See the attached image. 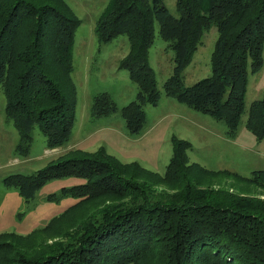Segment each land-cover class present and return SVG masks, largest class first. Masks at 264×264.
<instances>
[{"label":"trees","instance_id":"obj_1","mask_svg":"<svg viewBox=\"0 0 264 264\" xmlns=\"http://www.w3.org/2000/svg\"><path fill=\"white\" fill-rule=\"evenodd\" d=\"M175 5L178 16L163 0L107 1L94 33L101 42L126 35L129 50L118 65L127 69L137 92L120 107L108 91L97 92L90 114L119 110L128 132H141L143 105H155L161 97L148 59L157 24L173 50L164 93L223 120L232 137L246 111L248 72L264 62V0H175ZM80 22L67 0H0V84L5 116L18 131L17 153L28 154L34 125L47 147L69 139L77 104L72 49ZM211 24L217 28L211 74L185 84L182 71ZM245 126L257 141L264 138V90L251 101ZM171 142L163 175L136 160L122 162L102 146L94 152L69 148L34 173L4 175L3 183L17 188L25 201L49 179L78 176L83 181L60 187V195L77 200L44 225L26 235L1 232L0 264H264V198L202 187L198 180L204 174L229 175L264 187V169L243 175L194 165L186 155L191 142L174 135ZM137 171L159 179H136ZM158 182L172 193L157 189ZM118 196L128 199L110 203ZM4 243L12 246L10 253Z\"/></svg>","mask_w":264,"mask_h":264},{"label":"rangeland","instance_id":"obj_2","mask_svg":"<svg viewBox=\"0 0 264 264\" xmlns=\"http://www.w3.org/2000/svg\"><path fill=\"white\" fill-rule=\"evenodd\" d=\"M67 1L81 19V22L75 29L72 49L74 65L72 76L77 86V104L75 121L69 139L57 147H47L44 133L37 125H34L32 129L33 138L28 154L17 153L15 146L19 139L18 131L12 120L5 116V94L0 84V233L11 231L26 235L32 229L44 225L50 217L55 216L77 200L76 197H71L70 195H60V187L83 181V178L78 176H62L49 179L36 191L30 201H25L18 193L17 188L6 186L3 183V176L12 172L34 173L49 160L64 154L69 148L76 147L72 146V144L75 143L76 136L79 134V131H76L77 124L83 123L84 126L81 130H85L91 126H97V123L107 124L105 122H112L115 126L112 124L111 126L121 131L119 121L122 120L125 123V120L122 118L119 110L116 112L121 120L119 117L112 118L113 116L108 117L109 119L106 120L105 118H100L104 116H93L90 114L93 95L100 91H109L112 99L120 107L132 100L137 92V85L129 78L127 69L118 65L120 59L129 50V42L126 35L120 34L109 41L101 42L94 33L95 20L108 0ZM163 3L174 16L179 15L175 0H163ZM216 36L217 28L214 24L204 29L201 42L193 52L189 64L182 71L185 84H192L196 80L211 74V52ZM148 59L161 91V97L156 105L149 103L143 105L146 119L141 132L148 131L141 138L134 140V138L117 137L113 133L116 131L114 130L115 128H103L97 134L90 137L91 145L84 148L81 147V149L94 152V150L102 146L105 151L122 162L128 163L136 160L143 167L155 170L154 172L163 175L166 164L173 153L171 138L174 135L185 138L192 143L186 150L188 163H193L194 165L198 163L209 169L227 168L243 175H249L253 169H264V138L257 141L245 126L247 109L251 101L260 98L263 94L264 62L258 71L248 72L245 93L246 111L241 117L236 134L231 137L225 133L231 139L229 141L223 137L224 131L221 128L226 126L223 120H217L207 113L195 110L185 103L176 100L175 103L177 105H181L185 109L197 113L195 115L198 116L197 119L200 122L199 136L190 131L192 129L189 128L190 125L180 122V119L175 118L177 117L175 115H170L173 118L170 124H167L166 118L168 116L158 119L166 110L173 109L177 112L178 109L169 107L164 102L166 97L172 98L164 93L162 84L172 71L173 50L169 45V41L159 35L157 24H155V38L149 48ZM155 123L158 125H155ZM158 129L161 132L160 134L158 133ZM187 131H190L191 135H185L184 132ZM170 134H172L171 137ZM96 135L101 138L109 137L110 139L96 141ZM155 136L160 138V140L155 141ZM111 137L117 143L113 142ZM101 144H104L106 147ZM116 144L120 148H127L130 151V155H123L117 152L114 149ZM139 150L140 154L146 157H138ZM202 176H200V179ZM135 178L155 181L159 179V176H149L146 173L138 175L137 171ZM200 179L198 180L201 181L200 186L202 187L211 185L212 187L226 189L235 194H253L264 198V187H259L252 182L236 177L229 175L209 176L204 174L203 179ZM191 182L198 183L194 178ZM155 187L164 191H170V193L173 191L168 185L160 182L155 184ZM126 199L128 197L118 196L114 197L110 203L113 201L115 203L117 201H125ZM106 202H108L107 199L103 203ZM100 208L98 207L97 210ZM37 239L40 238L38 237ZM15 245L16 248H19L17 243ZM1 247H3L6 253H10L13 249L11 245L5 243Z\"/></svg>","mask_w":264,"mask_h":264},{"label":"crops","instance_id":"obj_3","mask_svg":"<svg viewBox=\"0 0 264 264\" xmlns=\"http://www.w3.org/2000/svg\"><path fill=\"white\" fill-rule=\"evenodd\" d=\"M74 69V67H73ZM109 92V91H108ZM175 100L174 98H169V97H166L165 98V103L169 106V107H175L177 110V112H175L173 109H168L166 110L163 115L159 116L158 119H162L164 118L165 116H168L166 119H167V124H170L171 123V118L170 115H175L177 117L175 118H179L180 119V122L182 123H186L187 125H190L189 128H192L190 131H192L194 134L198 135V131H199V127H200V122L198 121L197 119V113H194L193 111H189L188 109H185L184 107H182L181 105H177V103H175ZM177 101V100H176ZM179 102V101H178ZM156 105V104H155ZM187 105V104H186ZM192 108V107H191ZM116 111L114 112H111L109 114H106V115H103L104 117H100V118H105L106 120L109 119L108 117L110 116H113L112 118H118L119 115L117 114V112L115 113ZM179 113V114H178ZM121 114V113H120ZM145 115H146V112H145ZM122 116V115H121ZM123 118V117H122ZM120 119V117H119ZM216 119V118H215ZM121 120V119H120ZM218 120V119H217ZM118 122V121H117ZM107 124H100V123H97V126H91L85 130H81L82 127L84 126V124H80V125H76L77 128H76V131H79V134L76 136V139H75V143L72 144V146H76V147H88L89 145H91V140H90V137L94 134H97L99 131H101L103 128H115V124H112V122H105ZM114 125V126H111ZM119 125L121 127V131L120 130H117V128H115L113 133L114 135H117V137L121 136L123 138H134V140H136L137 138H141L148 130L146 131H142L140 132L139 134H130L127 130V127H126V124L121 121H119ZM155 125H158L157 123H155ZM118 127V126H117ZM122 128H124V130H122ZM143 128V127H142ZM162 129V128H160ZM222 131H224V139L225 140H231L230 138H228L226 135H225V131H226V126L225 127H222L221 128ZM83 131H86L85 133H81ZM190 131H187V132H184L185 135H191V132ZM158 133L160 134V130L158 129ZM172 134H170V137H171ZM176 135V134H175ZM199 136V135H198ZM226 136V137H225ZM96 138V141H106L108 139H110L109 137H104V138H101L100 136L96 135L95 136ZM150 137V136H149ZM185 137V136H183ZM155 138V141H159L160 138L158 137H154ZM228 138V139H227ZM111 140L115 143H117L115 141V139H113V137H111ZM192 144V143H191ZM103 146H105L104 144H101ZM71 146V147H72ZM106 147V146H105ZM117 152H119L120 154H123V155H130V151L125 147L124 148H120L119 145L116 144V147L114 148ZM138 157H146L144 155H141L140 154V150H139V153H138ZM148 159V158H147ZM143 161V160H141ZM213 168V167H212Z\"/></svg>","mask_w":264,"mask_h":264}]
</instances>
